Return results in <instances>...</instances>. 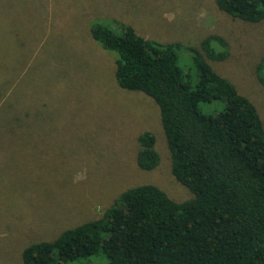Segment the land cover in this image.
Here are the masks:
<instances>
[{"label": "rangeland", "instance_id": "rangeland-1", "mask_svg": "<svg viewBox=\"0 0 264 264\" xmlns=\"http://www.w3.org/2000/svg\"><path fill=\"white\" fill-rule=\"evenodd\" d=\"M109 17L165 43L224 36L228 56L210 63L264 121V19L233 17L215 0H0V264H22L27 244L101 216L129 186L192 196L172 172L159 105L118 84L116 53L90 33ZM144 130L161 156L150 170L136 157Z\"/></svg>", "mask_w": 264, "mask_h": 264}, {"label": "trees", "instance_id": "trees-1", "mask_svg": "<svg viewBox=\"0 0 264 264\" xmlns=\"http://www.w3.org/2000/svg\"><path fill=\"white\" fill-rule=\"evenodd\" d=\"M215 1L233 17L264 19V0ZM90 33L116 53L118 84L159 105L172 172L192 196L176 201L153 183L129 186L101 216L27 244L22 264H264V121L210 63L228 56L227 39L165 43L115 17L92 20ZM258 68L264 83V57ZM138 144V165L155 168V134L142 131Z\"/></svg>", "mask_w": 264, "mask_h": 264}]
</instances>
